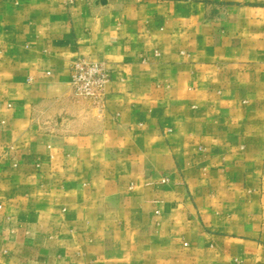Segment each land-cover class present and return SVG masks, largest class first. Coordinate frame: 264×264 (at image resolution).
<instances>
[{
	"label": "crops",
	"instance_id": "obj_1",
	"mask_svg": "<svg viewBox=\"0 0 264 264\" xmlns=\"http://www.w3.org/2000/svg\"><path fill=\"white\" fill-rule=\"evenodd\" d=\"M0 264H264V0H0Z\"/></svg>",
	"mask_w": 264,
	"mask_h": 264
},
{
	"label": "built area",
	"instance_id": "obj_2",
	"mask_svg": "<svg viewBox=\"0 0 264 264\" xmlns=\"http://www.w3.org/2000/svg\"><path fill=\"white\" fill-rule=\"evenodd\" d=\"M71 85L78 98L92 101L99 109L104 108L107 84L111 73L102 63L77 58L72 61Z\"/></svg>",
	"mask_w": 264,
	"mask_h": 264
}]
</instances>
